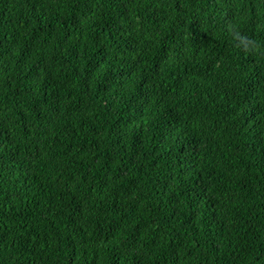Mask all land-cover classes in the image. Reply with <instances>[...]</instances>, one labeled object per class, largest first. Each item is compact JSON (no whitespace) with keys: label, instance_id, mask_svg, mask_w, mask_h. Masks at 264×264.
I'll list each match as a JSON object with an SVG mask.
<instances>
[{"label":"trees","instance_id":"16d2710c","mask_svg":"<svg viewBox=\"0 0 264 264\" xmlns=\"http://www.w3.org/2000/svg\"><path fill=\"white\" fill-rule=\"evenodd\" d=\"M0 264H264V0H0Z\"/></svg>","mask_w":264,"mask_h":264}]
</instances>
